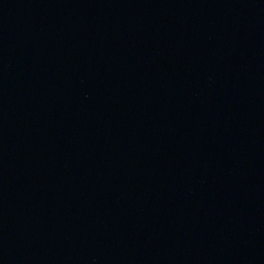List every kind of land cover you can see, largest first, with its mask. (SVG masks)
<instances>
[{"label":"water","instance_id":"water-1","mask_svg":"<svg viewBox=\"0 0 264 264\" xmlns=\"http://www.w3.org/2000/svg\"><path fill=\"white\" fill-rule=\"evenodd\" d=\"M0 264H264V0H0Z\"/></svg>","mask_w":264,"mask_h":264}]
</instances>
